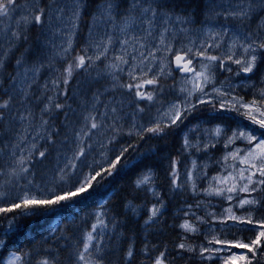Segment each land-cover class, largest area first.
Instances as JSON below:
<instances>
[{
  "label": "snow or ice",
  "instance_id": "snow-or-ice-1",
  "mask_svg": "<svg viewBox=\"0 0 264 264\" xmlns=\"http://www.w3.org/2000/svg\"><path fill=\"white\" fill-rule=\"evenodd\" d=\"M193 262L264 264V0H0V264Z\"/></svg>",
  "mask_w": 264,
  "mask_h": 264
},
{
  "label": "trees",
  "instance_id": "trees-1",
  "mask_svg": "<svg viewBox=\"0 0 264 264\" xmlns=\"http://www.w3.org/2000/svg\"><path fill=\"white\" fill-rule=\"evenodd\" d=\"M123 181H121L119 178L117 179V181L114 182V186H119ZM163 186L166 188L167 187V182L166 181H162ZM176 205L173 204L170 206V209L174 208ZM169 219H168V223H172V220L170 218V211L167 214ZM40 219L41 217H35V218H28L25 219L22 223V229L24 231L27 232H32V230H35L36 233H39L42 229L46 228L50 222L49 221H44L42 223H40ZM169 235H168V239H174V234H172L171 230H168ZM193 264H195V262H193Z\"/></svg>",
  "mask_w": 264,
  "mask_h": 264
},
{
  "label": "rangeland",
  "instance_id": "rangeland-1",
  "mask_svg": "<svg viewBox=\"0 0 264 264\" xmlns=\"http://www.w3.org/2000/svg\"><path fill=\"white\" fill-rule=\"evenodd\" d=\"M175 208V207H174ZM174 208L170 209V218H171V210H174ZM50 221L51 224L55 223V218H46V217H42V221ZM172 220V219H171Z\"/></svg>",
  "mask_w": 264,
  "mask_h": 264
}]
</instances>
